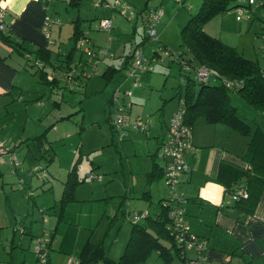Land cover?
<instances>
[{"label":"crops","instance_id":"obj_1","mask_svg":"<svg viewBox=\"0 0 264 264\" xmlns=\"http://www.w3.org/2000/svg\"><path fill=\"white\" fill-rule=\"evenodd\" d=\"M62 1L65 5L70 7L68 10H78L79 12L81 6L78 7V9H75L69 5L70 0ZM142 1L143 0H141V2ZM145 2L144 8L139 12H146V16L142 18V25H144L148 16L147 13H149L151 8L165 6V0H145ZM58 3L60 2L57 0H53L49 3L46 0H0V4L8 7V16L5 19L8 25V30L4 33L0 31V145L11 150V152L18 153V155L23 154L26 158L30 156V158H32V160H30V169L24 167L25 169L22 170H20L21 165L15 167L8 162L10 160L7 155L0 158V182H2L0 183V264H42L39 261L36 252L31 251L32 243L29 242V245H27V234H20V236H18L20 233L17 230L18 226L21 227L23 224L25 226L28 225L27 218L29 213L23 215L19 209L20 207L17 197H22L20 196L21 191L24 199H27L28 205L31 204V200L28 197H34L36 198L34 203L39 206V210L47 211L50 207L45 206L48 203L44 204L42 197L46 196V194L53 193L54 189L55 191L59 189L56 182L59 181L58 178L48 170L49 167L47 169L42 168V166H40L41 163H38L40 159L46 158L42 153L43 151H46L48 147H50L51 152L54 155L53 161L50 162L48 166L56 161L57 157H55L56 153L54 146L46 140L47 142L44 141L45 146L40 148V142L33 140L44 134L43 131L40 132L38 130L28 133V128L23 125L24 121L19 125L20 116L22 118L21 112H27L25 121L28 125V123L32 121V118L28 117L31 116L29 114H34V112H36L34 115L37 116L36 118H39L38 120L40 121L42 118L40 116L41 112L47 110L46 103L44 104L43 100L40 99L43 95H40V98H36V103L33 106L29 105L25 99L27 95L32 94L33 92L30 86L32 81L35 80L33 81L34 84L40 83L38 82L39 80H37L40 74L39 71L36 72L38 68L44 67V64L46 65L45 71L47 78L49 81L55 80L54 89L56 90L62 81L70 83V85H72V83L86 85V89L89 86L90 81H92V75L88 72V68L93 69V75L98 74V76H101L108 67H121L120 65L123 64L125 57L138 46H140L139 48L144 52L150 41L146 39L148 36L141 37V39H138V42H134L131 51L127 53L125 45L123 51L120 52L121 54L118 56L119 60H115L116 55L113 54V49L110 46L107 48L110 49L109 53H111L112 56H107L105 59L99 57L92 58V56L88 55L86 52L87 49L90 47L95 52L97 49L101 48V46L96 45L93 41L91 42L92 39L88 38L85 31L82 29L86 38L85 44L80 49L77 47L75 53L72 54V61L68 63L67 55L71 50V43L69 44V42L72 40H69L67 44L62 43L61 35L64 26L56 21L54 14H51L52 6L56 9L58 6L56 4ZM118 3L119 5L121 4L120 2ZM124 5V9L127 10V5L125 3ZM103 8L111 10V8L104 6ZM246 8L247 10L255 9ZM139 13H132L135 18V22L133 23L134 26H132V40L137 37ZM256 13L253 16L244 18L240 21L236 19V23L234 22L233 26H231V23L229 25V18L225 14H222L220 22V37L217 36L216 33H213L214 31L212 30L214 29L210 27V24L207 26L205 25V32L213 37H219L223 41L224 37L222 35L224 30L231 27L233 29L235 25L239 32H242L248 27V33L254 32V35L258 37L259 33L262 32L263 26L261 22H258L259 17ZM168 14L171 16L174 12L170 10L168 11ZM165 15L166 11L164 12L163 17H165ZM77 19L82 20L80 17H77L75 20ZM75 20L72 21L74 22ZM45 21L54 22L47 30L49 37L46 35V31H44ZM82 25L83 22L81 23V28ZM55 28H58L55 30L56 32L54 31ZM6 35H10V40L13 44H20L23 49L17 50L8 45L9 43L3 39ZM54 36L59 39H56ZM131 39L127 42L132 43L133 41ZM158 39L161 43L157 44L158 48L162 46L168 51L170 48H174L170 41L166 39L165 32L162 33L161 36L158 35ZM234 47L239 50L238 45ZM40 48L51 49V54L47 55L49 61H47V64L38 61V65L35 63V66L31 67L29 63L34 64L35 61L33 57L34 55L31 53L36 52ZM21 51L24 52L25 56L22 55ZM260 53L261 55L255 60H257L261 67H264V52L261 50ZM159 57L160 54H157L156 52L151 58H146L155 62ZM101 64L105 65L106 68L101 70L97 67ZM128 67L130 68L129 65ZM30 68H33L35 72L31 73L29 70ZM129 68L114 75L109 80L105 78L102 79L107 83H111L114 82L113 80H115V78L123 74L122 80L119 81L113 90V95L108 99L107 104L111 105L110 107H115L116 110L122 109L124 106L127 107L130 104L128 114L132 116L133 114H141V112H143L144 103L147 100L145 97L146 94L143 91L132 90V79L127 78L128 76L126 75ZM39 89L40 88L36 87L33 94H37L38 92L36 90ZM127 91L132 92L131 102H128V95L125 94ZM120 92L125 93L122 96ZM135 94L138 96L136 97ZM119 103L121 104L120 107H118ZM54 105H59V103H55ZM163 106L164 110H166V105L163 104ZM246 110L252 112L248 109ZM4 112L8 115V118L6 120L7 124L2 125V119L6 116ZM110 112H112V109ZM171 114L172 116L174 115V113ZM137 116L136 119L138 120L139 118H142L139 115ZM168 125L169 122L165 126L166 129H163V127L160 126L162 132L160 133L158 131L159 133H155L153 137L155 139H153L154 141L152 144L151 142H147V140H143L142 136L143 134L146 135V138L150 136L151 132L149 131L152 129V125L149 126V130L146 133L131 132L127 137H124L126 140L132 141V146L134 148L140 150L138 153L143 150V148L141 149L140 147H147L148 156L152 157V161L145 169V179L136 182L131 175L129 178V185H125L124 192H126L125 198L127 199L124 204L128 212L143 211L147 209L151 212L156 211L154 210V206H156L158 202L164 201L168 196L164 176L161 175L157 179L149 178V173L152 171V164L154 163L153 156L158 154L162 138H164ZM192 126L194 134V150L186 153V163L189 165V170L188 173L183 176L181 189L185 192L186 197L189 198L185 204L187 213L186 222L188 223V226L191 227L192 231L199 236V239H202L207 244V249L204 250L205 252L203 254L207 262L206 264H264V190L255 210L253 211L254 213L249 216H244L245 214L242 210L232 206L233 202L229 200L230 198L226 194L224 186L217 181V174H219L221 163L225 162L241 168L247 166L241 157L246 150L245 148H247L248 139L232 131L226 125H211L205 118L197 119ZM114 135L115 134H112V137H114ZM34 148H36V150ZM156 161L161 167L165 166V161L159 158H157ZM12 165L14 168H12ZM17 170H20L21 174L16 173V175H23V177L24 175L29 176L30 172L37 173V179L35 182L32 180L29 185L23 183L24 181L21 180L20 184L22 183L25 185L19 189L18 192H15L16 189L14 184L10 182L15 179L14 171ZM70 170L66 169V172L68 171L69 173ZM40 171L44 172L39 174ZM91 174H94V171L91 170L90 175ZM90 175H88V178H90ZM65 178L67 179V176L62 177L59 181L61 182L59 191L61 197L64 191ZM8 183H10V188L6 186L9 185ZM35 187L38 189H36L37 191H35ZM40 191H42L41 194L39 193ZM61 197L57 200L60 201ZM129 198L138 199V202L135 203L136 205L143 203L146 206L143 208L134 207V210H132L130 207H132L133 202H131ZM12 199L15 201L14 203ZM54 202H56V199H54ZM56 206L58 205L53 206L55 207V210H53L54 213L57 210ZM116 207L118 208V206ZM117 208L115 209L117 210ZM115 209L114 212L116 214L118 210L115 211ZM56 213L58 216V211ZM47 241L48 238L45 233L44 237L39 238L38 244L43 243L47 246ZM188 253L189 252L178 259V264H187V262L183 263L182 260H190L196 257L195 252H191L194 254L190 257L188 256ZM51 264H53L52 258Z\"/></svg>","mask_w":264,"mask_h":264},{"label":"rangeland","instance_id":"obj_2","mask_svg":"<svg viewBox=\"0 0 264 264\" xmlns=\"http://www.w3.org/2000/svg\"><path fill=\"white\" fill-rule=\"evenodd\" d=\"M57 1L60 3L56 4L58 5L56 9L52 6L51 14H54L56 21L64 26L61 35V40L64 44H67L70 40L69 37L73 33L72 20L77 17L83 20L81 29L85 31L88 38L92 39L91 42H95L101 48L110 46L113 49V54L116 55L115 60H119L118 56L125 45L127 53L131 51L135 41L138 42V39L144 36L149 37L147 29L142 25V18L146 16V12L139 13L145 6V0L142 2L141 0H118L121 3L120 5H115L117 0H110L111 10L96 7L94 3L98 0H83L79 12L78 10H68L70 7L65 5L62 0ZM202 2L203 0H181V2L165 0V6L160 8L164 12L166 11V15L162 18L161 23L156 26L158 35L161 36L165 32L166 39L170 41L174 48H170L169 51L166 49L162 50L157 47V44H161L159 39H151L145 48L144 55L151 58L157 52L160 57L154 62L153 71L144 75L139 80L138 85H136L135 80H131L132 90L143 91L146 94L147 101L144 103L141 114L128 116L129 118L131 117L130 120L133 123L138 121L136 117L139 115L142 117L139 120L152 125V129L149 131L151 132L150 136L146 138L145 134L142 135L143 140H147L151 144L154 141L153 139H155L153 138L155 133L158 131L162 132L160 126L166 129L165 126L172 118L171 113H175L179 107V98L175 97L176 91L174 88L181 83L185 85V82L181 81L184 76L181 75L179 65L171 60L170 55L181 52L182 29L190 18L199 11ZM124 3L128 7L127 10L124 9ZM167 10L173 11L174 14L169 16ZM132 13H139L137 37L134 40L131 39L132 26H134L133 23L135 22ZM224 14L229 18V25L231 23V26H233L234 22L236 23L237 10L233 9ZM256 14L259 17L258 22H260L263 11L258 10ZM105 17L111 18L113 22V27L109 32L100 29V20ZM221 18L222 15H218L205 24L206 26L210 24V27L214 29L212 30L214 31L213 33H216L217 36L221 33ZM261 24L263 26L262 22ZM57 29L55 28L54 31ZM222 36L224 37L223 41L228 43V45H238L239 51L250 60L257 61L255 59L261 55L260 51H263L261 46L264 45V42L259 36L258 38L254 35V32L248 33V27L239 32L234 25L233 29L232 27L225 29ZM54 37L59 39L56 36ZM130 39L133 41L132 43L127 42ZM70 43L72 46L73 43ZM97 67L101 70L106 68L102 64ZM29 70L31 73L35 72L33 68ZM88 72L92 75V81H90L86 89V85L73 83L70 85V83L62 81L56 90L48 84H34L33 81L35 80H33L30 85L33 92L27 95L25 99L29 105L33 106L36 103V98H40V95H43L40 99L43 100L44 104L46 103L47 110L41 112L40 116L42 118L40 121L34 115L36 112L29 114L31 116L28 117H31L32 121L28 125L25 121L27 112H21L22 118L20 116L19 120V125L24 121L23 125L28 128V133L38 130L40 132L43 131V133L46 132V138L43 141L47 142L46 140H48L54 146L56 161L48 166L46 158L40 159L38 163H41L40 166L42 168L47 169L49 167L48 170L60 181L62 177L68 175L66 169L70 170L76 161H79V166L77 167L79 177L82 180H86V182L77 186L76 192H74L77 201L67 206L57 232H55L58 222L56 212L58 211L59 214L60 208L56 206L57 210L54 213L55 207L53 206L58 205L60 202L57 199L61 197L59 192L61 182L56 181L59 189L57 191L54 189L55 193H49L42 197L44 204L48 203L45 206L50 207L47 211L39 210V206L34 203V200H36L34 197H28L31 200L29 205L21 191L20 196L22 197H17L19 209L23 215L29 213L27 224L32 227L31 231L34 234V236H26L27 245H29V242L32 243L31 251L35 252L34 250L39 245V238L44 237L46 233L47 244L49 245V241L53 240L50 252L53 264H68L69 259L77 260V255L80 254L81 249L88 240L92 241V243L102 242L113 260L118 261L120 259L131 237L132 223L128 219H121L120 213L119 217L121 220L116 223V226L111 228V217L115 215L114 209L117 208L116 206H119L118 204L122 200L127 199L124 198L126 197L124 190L125 185L128 186L130 183L129 178L131 175L136 182L145 179L146 166L152 161V157L148 156L147 147H140L141 149L143 148L142 152H140L142 154H140L138 153L140 150L132 146L131 140H126L121 134L117 133L112 137L113 133L109 129L110 121L108 120L111 118L110 115L116 113V108L110 107L111 105H108L107 102L113 95V90L119 81L122 80L123 74L115 78L114 82L107 83L98 74L93 75L92 68H88ZM190 76L194 78L193 73ZM36 87L40 89L36 90L37 94H33ZM124 93L120 92L122 96ZM135 96L137 97L138 95L135 94ZM131 100L132 98L128 96V102H131ZM165 100H168V103L163 102ZM233 102L235 106H238L237 111L242 117H245L249 122L256 118L264 130V116L259 118L255 112L247 111L237 99H233ZM55 103H59V105H54ZM163 104L166 105L164 112L161 110ZM120 105L119 103L118 107ZM245 106L248 107L247 105ZM111 109L112 112H110ZM4 114L6 115L5 112ZM7 118L8 115L2 119V125L7 124ZM34 149L36 150V148ZM16 156L21 161L20 170L30 169L31 156L26 158L25 155H18V153ZM12 168H14L13 165ZM20 170L14 171L15 179L10 182L14 184L15 192L24 187L25 184H20L21 180L29 185L32 180L35 182L37 179V173L30 172L29 176L24 175V177L23 175H16V173L21 174ZM91 170L94 171V174L101 176L102 179L93 180L88 178ZM42 172L44 171H40L39 174ZM10 183L6 185L8 188H10ZM36 189L35 187V191L38 190ZM39 193L41 194L42 191ZM54 199H56V202H54ZM12 201L13 203L15 202L13 199ZM130 201L133 202L132 207H130L132 210H134V207L143 208L146 206L143 203L136 205L135 203L138 202V199L133 198ZM117 210L115 209V211ZM123 210H127L125 205ZM18 236H20V233ZM193 254L189 252L188 256L190 257ZM148 264H164V261L159 257L158 253L153 252ZM171 264H178V259L175 257Z\"/></svg>","mask_w":264,"mask_h":264},{"label":"trees","instance_id":"obj_3","mask_svg":"<svg viewBox=\"0 0 264 264\" xmlns=\"http://www.w3.org/2000/svg\"><path fill=\"white\" fill-rule=\"evenodd\" d=\"M82 1L70 0L69 5L78 9ZM240 7H248V0H203L199 11L190 18L182 29L181 52L171 54L170 58L179 65L181 75L184 76L181 81H184L185 85L181 83L174 88L176 91L175 97L179 98V107L184 111V121L191 127L192 131L194 122L199 118H205L211 125H226L232 131L248 139L247 148H245L246 150L241 157L247 166L241 168L223 162L220 165L219 174H217V181L224 186L226 194L230 198L229 200L233 202L232 206L242 210L244 216H249L254 213L253 211L264 190V130L256 118L249 122L245 117H242L237 111L238 106L234 105L233 99H237L246 109L255 112L259 118L264 116V74L262 72L264 67H261L257 61L246 58L237 48L226 44L219 37L209 35L204 29L205 24L214 17ZM82 22L80 19L73 22L74 31L70 37L73 45L67 55L68 63L72 61V54L77 50V44L86 39L81 29ZM3 39L15 49H23L22 45L13 44L10 35H6ZM146 39L151 40L149 37ZM160 48L165 49L162 46ZM133 51L125 57L123 64L120 65L121 67H108L101 75L102 78L109 80L114 75L128 69V65L130 70L134 62ZM21 53L25 56L24 52L21 51ZM31 54L34 55L35 60L34 64L29 63L31 67H34L35 63L38 65V61L47 64V61H49L47 55L51 54V49L40 48ZM45 68L46 65L44 64V67L38 68L36 71L40 72L38 82L55 88V80L49 81ZM201 68H206L210 72L204 80L196 75ZM191 73L194 74V78H191ZM167 101L164 102L168 103ZM161 110H164V106ZM112 115L108 120L110 121L109 129L115 134ZM45 138L46 132L33 141H39V147L43 148L45 146L43 139ZM42 154L48 159V164L53 161L54 155L50 147ZM157 158L158 154L153 156L154 163L149 178L157 179L161 175L165 176V166L161 167L156 161ZM78 166L79 161H76L74 166L70 168L66 181H64L63 195L58 204L60 212L55 232L59 230L67 206L77 201L74 194L77 186L86 182V180L80 179ZM242 191L243 193H241ZM233 196H237L238 199H234ZM187 200H189L188 197H186ZM125 202L126 199L118 204V211L111 217L110 221L111 228L116 226V223L121 219H128L132 223L131 237L120 259L118 261L113 260L102 242L92 243L88 240L81 249L80 254L77 255L76 261L78 264H148L153 252L159 254L164 264H171L175 257L180 259L182 255L185 256L183 250L177 244L175 236L168 229L172 220L170 215L172 206L169 203L170 198L168 196L164 201H160L154 206L156 211L151 212L147 209L148 215L140 220L133 217L134 212L123 210ZM144 211L136 212L143 213ZM31 229L30 225L25 226L23 224L21 227L18 226L17 230L21 235L34 236ZM52 242L53 240H50L49 245H45L47 252L45 264H51ZM182 261L188 264L189 260L183 259Z\"/></svg>","mask_w":264,"mask_h":264},{"label":"built area","instance_id":"obj_4","mask_svg":"<svg viewBox=\"0 0 264 264\" xmlns=\"http://www.w3.org/2000/svg\"><path fill=\"white\" fill-rule=\"evenodd\" d=\"M48 3L53 0H46ZM177 2H181V0H176ZM120 1H116L115 5H119ZM96 7H107L111 8V4L109 0H98L95 3ZM248 8H255L252 10H247L246 7H240L237 10L236 19L238 21L253 16L258 10L263 11V15L261 17V21L263 23L262 32L259 33V37L264 42V0H248ZM148 16L144 22V27L147 29L149 39L158 40V31L157 26L163 16L164 11L158 8H151ZM8 16V7L0 4V31L5 32L8 30V25L6 23V18ZM54 22L45 21V30L46 35L49 37L48 29L52 26ZM113 27L112 19L103 18L100 20V29L103 31H110ZM86 40H81L77 47L80 49ZM264 51V45L261 46ZM88 55L92 56V58L99 57L105 58L107 56H112L109 48H99L95 52L89 47L86 51ZM134 53V62L132 64L131 69L127 73V78L135 80L136 85H138L139 80L147 73L153 71L154 69V61L149 60L145 57L144 52L141 48H136ZM264 74V69H263ZM209 70L206 68H201L197 71V77L204 80L207 78L209 74ZM128 96H132L131 91H127L125 93ZM129 106H124L122 109L116 110L115 114L112 115V124L113 129L117 134H121V136L127 137L131 132H143L146 133L149 130V124L147 122H143L142 120H138L136 122H132L129 118ZM184 111L178 108L176 113L172 116L169 125L167 126V131L162 138V142L158 151V158L165 161V183L168 190V197L170 198V205L172 206L171 211V224L168 227L169 231L172 235L175 236L177 240V244L183 250V254L187 252H195L196 257L190 259L188 264H206V259L204 258V250L207 249V244L190 229L188 223L186 222V194L181 189L182 184V176L187 174L189 165L186 163V153L188 151L194 150L193 146V131L190 126H188L184 121ZM8 156L10 163L15 167H19L21 165V161L18 160L16 153L11 152L9 149L0 145V158L3 156ZM90 178L93 180H101V176L97 174H91ZM243 193V191L241 192ZM234 199H238L237 196H233ZM148 211L145 210L143 213L134 212L133 217L136 220H140L145 215H148ZM36 255L38 256L40 262L42 264L46 263V250L45 245L40 243L35 250ZM68 264H78V262L74 259H69Z\"/></svg>","mask_w":264,"mask_h":264}]
</instances>
